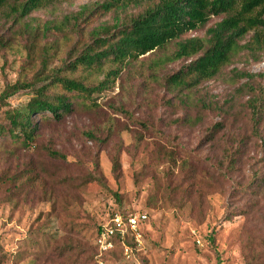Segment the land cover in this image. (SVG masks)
<instances>
[{
  "label": "rangeland",
  "instance_id": "rangeland-1",
  "mask_svg": "<svg viewBox=\"0 0 264 264\" xmlns=\"http://www.w3.org/2000/svg\"><path fill=\"white\" fill-rule=\"evenodd\" d=\"M103 1H55L22 19L1 7L0 95L30 80L44 52L46 72L65 73L63 61L93 30L155 0L54 27ZM222 17L182 38L203 37ZM175 46L170 41L125 66L112 87L93 94L97 106L76 100L59 121L38 120L27 146L0 135V264H264V110L256 124L250 108L264 86V49L241 51L214 78L181 92L163 80L186 63L167 60ZM154 61L162 64L150 73ZM241 72L253 76L237 79ZM71 75L88 83L103 78ZM30 95L0 98V126L4 112ZM137 212L147 219L136 238H126L131 252L120 243L99 253L98 226ZM64 247L73 250L59 255Z\"/></svg>",
  "mask_w": 264,
  "mask_h": 264
},
{
  "label": "trees",
  "instance_id": "trees-1",
  "mask_svg": "<svg viewBox=\"0 0 264 264\" xmlns=\"http://www.w3.org/2000/svg\"><path fill=\"white\" fill-rule=\"evenodd\" d=\"M55 1L69 0H0V8L8 5L14 18L22 19L32 11L45 8ZM131 4L139 6L141 2L104 0L93 7L83 5L54 27L59 28L65 21L69 23L70 19L74 26L79 23L89 24L102 14L125 9ZM221 14L223 17L209 26L203 37L182 38L187 32L203 27L211 16ZM173 40H176V46L167 60L183 59L186 63L165 74L164 84L181 92L188 91L218 75L231 58L241 51L257 53L264 49V0L151 1L128 20L117 18L111 25H102L93 30L90 40L73 55V59L63 61V74L46 72L47 53L44 52L41 67L30 80H16L0 95L1 101H4L19 90L31 93L24 104L4 112L7 123L0 126V135L6 134L12 141L27 146L36 137L38 120L59 121L71 112L76 100H81L87 107L97 106L93 94L112 87L125 66ZM161 64L160 61H154L151 68L153 72L150 73H155ZM79 70L103 74V78L88 83L71 75ZM236 76L239 79L253 75L241 72L236 73ZM263 107L264 86L250 103L256 124ZM35 116L38 118L34 119ZM219 127L220 125L213 126L214 129ZM48 153L53 158H63L60 152ZM118 167L119 162L115 157L113 169ZM100 227L101 225L98 226V231ZM115 242L120 246L118 239ZM72 250L69 247L61 248L59 255ZM72 253L76 254L75 251Z\"/></svg>",
  "mask_w": 264,
  "mask_h": 264
},
{
  "label": "built area",
  "instance_id": "built-area-1",
  "mask_svg": "<svg viewBox=\"0 0 264 264\" xmlns=\"http://www.w3.org/2000/svg\"><path fill=\"white\" fill-rule=\"evenodd\" d=\"M147 219L144 212H137L122 216L120 214L112 215L109 220L101 225L96 235V244L99 253L106 252L112 249L115 245V240L118 239L123 246L124 252H131V249L126 244V238L132 235L138 236L137 229L139 223Z\"/></svg>",
  "mask_w": 264,
  "mask_h": 264
}]
</instances>
